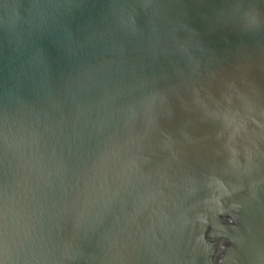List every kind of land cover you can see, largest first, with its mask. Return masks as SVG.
I'll return each instance as SVG.
<instances>
[{"label":"water","instance_id":"1","mask_svg":"<svg viewBox=\"0 0 264 264\" xmlns=\"http://www.w3.org/2000/svg\"><path fill=\"white\" fill-rule=\"evenodd\" d=\"M0 264H264V0H0Z\"/></svg>","mask_w":264,"mask_h":264}]
</instances>
